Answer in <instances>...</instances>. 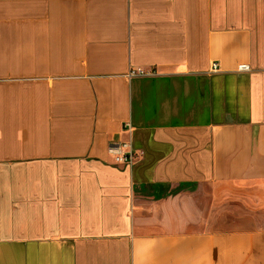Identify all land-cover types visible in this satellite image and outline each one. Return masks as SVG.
Segmentation results:
<instances>
[{
    "label": "crops",
    "instance_id": "0c3cea01",
    "mask_svg": "<svg viewBox=\"0 0 264 264\" xmlns=\"http://www.w3.org/2000/svg\"><path fill=\"white\" fill-rule=\"evenodd\" d=\"M0 264H264V0H0Z\"/></svg>",
    "mask_w": 264,
    "mask_h": 264
},
{
    "label": "built area",
    "instance_id": "2783aa9c",
    "mask_svg": "<svg viewBox=\"0 0 264 264\" xmlns=\"http://www.w3.org/2000/svg\"><path fill=\"white\" fill-rule=\"evenodd\" d=\"M218 67V63L214 62L212 64V71H217ZM241 69H247V66L243 65L241 66ZM131 74H145V72L143 70H132ZM110 151L115 159V162L121 165H132L140 156L130 140L121 141L111 145Z\"/></svg>",
    "mask_w": 264,
    "mask_h": 264
}]
</instances>
